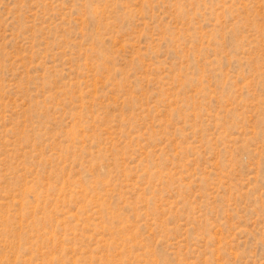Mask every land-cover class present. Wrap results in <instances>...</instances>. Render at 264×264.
I'll use <instances>...</instances> for the list:
<instances>
[{"label": "rangeland", "instance_id": "obj_1", "mask_svg": "<svg viewBox=\"0 0 264 264\" xmlns=\"http://www.w3.org/2000/svg\"><path fill=\"white\" fill-rule=\"evenodd\" d=\"M0 264H264V0H0Z\"/></svg>", "mask_w": 264, "mask_h": 264}]
</instances>
